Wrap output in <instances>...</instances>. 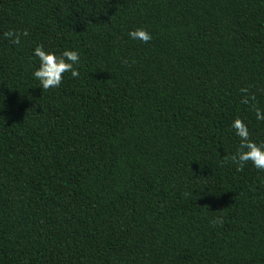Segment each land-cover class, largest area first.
Instances as JSON below:
<instances>
[{
	"label": "trees",
	"instance_id": "obj_1",
	"mask_svg": "<svg viewBox=\"0 0 264 264\" xmlns=\"http://www.w3.org/2000/svg\"><path fill=\"white\" fill-rule=\"evenodd\" d=\"M256 109L264 0H0V264H264Z\"/></svg>",
	"mask_w": 264,
	"mask_h": 264
},
{
	"label": "clouds",
	"instance_id": "obj_2",
	"mask_svg": "<svg viewBox=\"0 0 264 264\" xmlns=\"http://www.w3.org/2000/svg\"><path fill=\"white\" fill-rule=\"evenodd\" d=\"M5 35L11 38L13 44H19L21 35L26 36L27 32L9 31ZM128 36L133 40L139 39L142 42L151 40V35L142 29L130 31ZM32 54L38 60V67L33 71L32 76L39 81L40 87L44 90L50 87H59L64 73L70 72L73 78L79 76L76 67L79 63V55L74 50H64L60 55H57L54 52H46L41 45L36 46ZM256 118L258 120L264 119L261 117L259 109H256ZM231 127L240 139L238 150L232 156V161L237 165V170H242L244 164L250 161L254 168L264 171V147L249 140L247 126L241 120H234Z\"/></svg>",
	"mask_w": 264,
	"mask_h": 264
}]
</instances>
